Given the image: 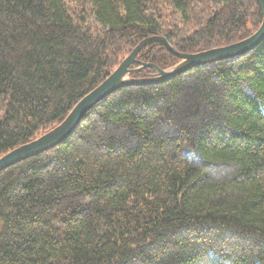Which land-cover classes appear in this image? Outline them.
Wrapping results in <instances>:
<instances>
[{"label": "trees", "instance_id": "trees-1", "mask_svg": "<svg viewBox=\"0 0 264 264\" xmlns=\"http://www.w3.org/2000/svg\"><path fill=\"white\" fill-rule=\"evenodd\" d=\"M261 23L255 0H0V157L58 126L143 40L191 55ZM136 59L181 62L161 43ZM0 264H264V41L120 89L1 172Z\"/></svg>", "mask_w": 264, "mask_h": 264}, {"label": "water", "instance_id": "water-1", "mask_svg": "<svg viewBox=\"0 0 264 264\" xmlns=\"http://www.w3.org/2000/svg\"><path fill=\"white\" fill-rule=\"evenodd\" d=\"M255 2L262 15V23L254 34L239 42L191 55L175 51L161 37L147 38L140 42L109 77L77 103L58 126L34 141L17 147L0 157V173L60 145L77 129L81 120L93 107L120 89L162 84L196 67L244 56L256 49L264 41V0H255ZM153 43L163 44L167 51L181 62L169 69L161 70L154 64L137 61V55ZM134 66L137 67L133 68ZM145 69H153L156 75L148 78L133 77Z\"/></svg>", "mask_w": 264, "mask_h": 264}]
</instances>
